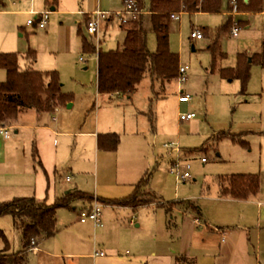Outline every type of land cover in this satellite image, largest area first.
<instances>
[{"label": "rangeland", "instance_id": "1", "mask_svg": "<svg viewBox=\"0 0 264 264\" xmlns=\"http://www.w3.org/2000/svg\"><path fill=\"white\" fill-rule=\"evenodd\" d=\"M7 16L8 14L0 15V51L17 52L21 58L20 64L24 68L33 65L36 68L57 69L62 83L69 91L72 90L76 103L71 106L66 103L63 105L64 110L61 113L56 112L55 115L61 118L68 117L72 129L98 127L100 133L107 130L119 132V138L115 141L117 146L114 148L100 145L98 137L95 136L58 137L61 149L74 161L78 186L92 193L98 190L101 196L120 193L128 195L132 182L137 184L144 175L152 172L144 188L150 193H155L157 197L154 200L161 205L140 206L141 208H136V213L139 219L150 214L151 220H154V216L156 217L154 212H157L164 220V224L165 218L168 220L170 227L165 229L161 227L160 233L163 235L166 231L167 242L177 249L173 264H181L177 259L181 253L194 257L196 261L198 253L203 258L205 246L203 249L201 247L204 243L209 244V239L213 240L214 244L213 247L208 245V248L212 249L215 246L218 248L220 235H215L207 228V224L221 226L225 223V228H228V225L236 226L242 221L240 211L244 208L243 203L225 199L217 194L218 182L222 176H225L223 173H231L233 172L231 169L234 168L252 167V171H258L261 160L264 161V132H253V130H264V66L258 63L252 64L251 76L246 86L238 77L229 80L219 67L237 63L235 41L229 35H223L222 42L228 51V56L218 60V66L214 69L211 66V52L207 49L210 38L195 39L191 36L194 27L218 26L221 15L192 12L183 14L181 19H172L171 48L180 51L183 63L190 64L188 81L179 86L176 78L165 82L146 74L132 92L122 95L126 103L121 104L119 95L113 97L105 95L106 100L110 102L104 103L97 93L95 53L81 52L79 42L68 50L66 37L60 31L54 32L53 27L37 30L33 27L27 28L24 36L20 37L23 28L16 29L15 22ZM32 16L26 17L19 24L24 27L26 25L24 22ZM263 22L264 16H255L248 29L243 27L242 39L261 38V34H264ZM145 25L149 47L152 51L156 50L157 36L150 19H147ZM126 30L127 26L114 21L106 32H102V37L100 36L102 46L123 47ZM83 31L87 36H91L87 25L83 26ZM22 38L27 41L28 47L35 49V63L32 61L34 59H30L31 63H29L24 59L26 57H23L24 53L16 48L19 39ZM81 56L85 59L81 60ZM6 77V69L0 67V80ZM181 88L192 94L191 108L199 113L198 128L193 129L192 132L190 125L179 121L178 112L181 104L178 91ZM129 94H132L133 98L129 99ZM10 132L15 135L14 129H10ZM43 133L44 131H38L39 145L49 149L53 142L51 140L43 144ZM24 136L28 138L30 133ZM233 136L239 140L249 139V146L252 149L234 141ZM175 140H179L183 148L192 149V153L187 158L183 155V158L180 157L183 164H190L192 177L180 181L179 184L176 182V175L171 171L175 164L172 162L178 154L172 151L171 147L164 146L165 143ZM109 141L113 143V140L109 139ZM20 146H23V142L7 138L0 133V159L18 157L20 152L18 154L16 148ZM147 146L153 156L148 168L145 157ZM203 156L206 159L203 160ZM32 164H36L40 172H43L36 161H32ZM6 166L9 165L6 163ZM49 166L53 182L55 177L62 178V175L51 169L50 164ZM59 168V172L66 176V171L62 169L69 168L67 162L61 163ZM64 194L62 193L61 196ZM143 196L145 203L150 202L149 196ZM179 199L181 201H174ZM49 200L50 203L54 202V194ZM82 201L85 202H81L75 211L77 209L80 211L88 200ZM171 201L176 202L178 206L168 210L166 206ZM186 201L196 203L197 206ZM181 202L184 203L180 205ZM75 206L76 203L73 202L71 208L59 210L71 214ZM195 216L202 217L201 224L197 223ZM206 217H209V220H206ZM62 220L65 221L64 218ZM18 221V224H15L10 215L0 216V226L4 227L13 239L16 250L23 247L21 222ZM33 256H35L34 250H31L28 260Z\"/></svg>", "mask_w": 264, "mask_h": 264}, {"label": "crops", "instance_id": "2", "mask_svg": "<svg viewBox=\"0 0 264 264\" xmlns=\"http://www.w3.org/2000/svg\"><path fill=\"white\" fill-rule=\"evenodd\" d=\"M123 4L124 0H5L4 9L0 10V15L8 14L7 17L15 22L16 29H21L20 27L23 28V30L20 31V37L24 36L25 29L27 28L33 27L37 30L49 29L50 27H53L54 32L59 33L60 31L62 35L66 37L69 48L68 50L72 49L73 44H77L79 42L81 52L89 53L83 49L81 30L83 31V26L87 25V20L89 19L90 14L97 9H118L121 8ZM42 9L50 10L49 19L45 27L27 25H24L23 27L19 24L20 21L32 15L34 11ZM143 9L144 12L142 14L145 15L146 24L147 19H150V12L146 8ZM230 9V0H224L221 10L216 12L202 9L190 11L182 8L180 10V18H173L172 16L171 17L172 19H181L183 14H191L192 12H203L207 13V15H221V20L218 26H199L204 31L205 35L203 38H210V41L207 44V49L210 50L208 47L214 39V32L216 30H219L229 20L232 19L233 21L234 19H238L242 24V31L243 27L248 29L252 25L251 22L254 20L255 16H264V10L246 11L241 9L237 14L233 16V14L230 13ZM103 20L101 21L100 26L101 37L102 32H106L108 27H110V25H113L114 21H118L119 24H121L122 26H127V28L131 23V21L129 23H120L116 15H112L109 18ZM26 22L27 21H25L24 23ZM103 27L104 30H102ZM205 27L209 28V33H206ZM241 31L238 38H234L229 33H225V35H229V37L233 39V41H235L234 50H236L237 52V57L239 55V52L244 50H247L250 54H253L262 49V45L264 43V34H261V38L247 37L242 39ZM89 34L91 35L90 32ZM222 37V55H219V58H217V60H214V56L210 51L212 60L211 66L214 69L218 66V60L228 56V51L223 46ZM89 38L91 40L94 39L93 41L103 49H116L103 47L101 38L99 42L95 37H93V35H91ZM16 48L20 52L24 53V57L28 53L29 48L32 47H28L27 41L22 38L19 39V44ZM177 52H179L180 54V65L184 64L181 61L180 51L178 50ZM95 54L97 57L96 87L97 93L101 96L102 101L104 103L106 101H109L106 100L107 98L105 97V95L108 94L110 97H113V95H119V103H126V101L122 97V95L126 93L118 91L104 93L99 91L98 54ZM26 57H24V59H26L29 63H31L32 59H34L32 60L34 63L36 62V57ZM82 59L84 60L85 58L81 56V60ZM237 64L238 61L237 63H235V65L220 66L219 70L225 76H227L229 80H232L236 77L231 76L227 71L224 70V68L237 67ZM28 67L36 68L33 65H30ZM87 67L88 66H86V68ZM44 68L47 67H37L36 69L49 70ZM178 76L176 77V79L179 83ZM187 81L188 79L185 82ZM179 86H181L180 83ZM63 87L65 90L69 91L64 83ZM181 89L178 91L179 94ZM128 98H133V95L129 94ZM191 99L189 101H181L179 99V103L181 104L178 112L179 121L181 111L192 110L190 104ZM72 100L67 102L69 106L76 103L74 97ZM63 105L65 104L57 105L54 111L38 112L35 109L29 108L24 110L17 119L5 123L10 129L15 130V135L11 134L10 132V136H4L13 140H18L19 142H23V146H20V148H16L18 150V154L20 152V155L18 157H10L7 160L0 159V200H7L15 196L35 195L39 199H46L48 201L52 194H54L56 200L61 196L62 193L72 192L77 189L86 191L85 189L78 186V179L75 178L76 168L74 167V161L69 159L67 152H64L61 149L58 137L70 135H89L98 137L99 139L100 132L98 131V127H95V129H90V127L89 129H72L70 119L68 117L61 118L55 115L56 112L61 113L64 110ZM199 121V113L197 112L196 117L190 119L187 122H180L190 125L192 132L193 129L198 128L197 124L199 123ZM38 131H44L42 135L43 144L52 140L53 143L49 149L40 147L39 138L37 136ZM107 132L119 133L118 131L108 130ZM253 132H264V130H253ZM27 133H30V136H28V138L24 136ZM155 142L156 141L154 139V144ZM28 145H31L32 148L27 147ZM164 146L171 147L166 145ZM171 148L172 151H176V153L178 154L177 157L179 156L183 158L184 156L185 158H187L188 155L192 153L191 148H183L182 146H180L179 151L173 149V147ZM248 148L252 149V147L250 146ZM153 149L155 148L153 147ZM150 151V148L148 149L147 146V150L145 153L146 168H148L153 157L150 154ZM176 159L173 160V164L175 163ZM32 161H36L43 169V172H40L36 164H32ZM64 162H67V166L69 167L66 169H62L66 171V176L59 172V166ZM6 163L9 166H6ZM49 164L51 165V169H53L54 172L62 175V178L55 177V182L52 181L50 176ZM231 170L233 172L223 174L227 176L234 173L258 172L259 190L249 197H233L229 193L227 195H223L221 193L222 185L220 184V182H218L216 186L217 194L222 195L221 197L225 199L243 203L244 208L242 209V211H240L242 221L236 226L228 225V228H225V223H223V225L221 226H213L211 223H208L207 228L212 230L215 235H220L218 248L217 246L212 249L208 248V245H210V247H213L214 242L211 239H209L210 241L207 245L202 242V244H204L202 245L201 249H203L205 246V249H203L205 253H202L204 254L203 258L200 257L199 253L196 255L198 257V264H264V161L263 159L261 160L258 171H252V167H238V169L234 168ZM77 171L80 172L79 170ZM173 173L176 175L177 184H179L182 180L178 178V175L175 172ZM135 184L136 182H132L131 189L129 190L130 193L128 195L134 192ZM52 186H54L53 190ZM97 192L99 191L97 190L93 193L90 192L94 196V198L92 200L87 199L88 201H86V203L82 205L81 209L91 207L96 200L103 202L100 223L92 219H88L87 221L81 220V209L80 211L78 209L75 211V208H77V206L81 202H83L81 199L74 201V203H76V206L73 208L74 212H72L71 214H67L64 210H59L60 208L71 207H59L57 211L58 222L56 233L52 236L43 237L38 240V245L35 248L30 249L34 250L35 256L28 260V264H173L174 256L175 254H177V249L172 247L169 242H167L165 230V234L161 235L160 233L161 227H164V229L165 227H170L167 222L168 220H166L165 218L164 224V220L161 219V216H159L157 212H154L156 215V217L154 216V220H151L150 214L142 216L139 219V216L136 213L137 207H156L161 204H158L156 200H150V202L137 206L133 204H119L111 202L108 199L122 198L128 195L120 193L117 195L108 196L101 193L103 195L101 196L99 195L100 192ZM174 201H181V199ZM186 202L189 204L191 201ZM182 203L184 202H181L180 205ZM193 204L194 206H197L196 203ZM177 206L178 204H176V202L171 201L170 204L166 207L169 210L170 208L175 209L177 208ZM62 218H64L65 221H63ZM206 220H209V217H206ZM201 222L202 217L200 216V222L197 223L201 224ZM35 251L37 252L35 253ZM100 251H103L104 253L101 254L99 253Z\"/></svg>", "mask_w": 264, "mask_h": 264}, {"label": "trees", "instance_id": "3", "mask_svg": "<svg viewBox=\"0 0 264 264\" xmlns=\"http://www.w3.org/2000/svg\"><path fill=\"white\" fill-rule=\"evenodd\" d=\"M224 0H139L142 8L150 12L152 26L157 36V48L152 51L148 44V32L145 26V15L131 21L127 28L123 48L103 49L82 33L83 49L89 53L98 54V88L100 92H132L146 74L153 78L170 81L179 74L180 54L171 48L170 25L172 13L185 10H207L216 12L221 10ZM231 3V2H230ZM239 8L246 11H260L264 9V0H239ZM233 21L229 20L213 34L214 39L209 49L214 60L222 55L221 37L230 34ZM206 33L209 28L205 27ZM29 58L36 57V51L29 48L26 54ZM264 66V43L262 49L250 54L247 50L239 52L237 67L224 68L231 76L238 77L246 86L250 76L252 64ZM0 67L7 71V77L0 80V125L17 119L21 113L29 108L38 112L54 111L57 105L66 104L72 100V91H67L57 69L41 70L33 67L23 68L20 56L15 51L0 52ZM225 133V132H223ZM228 133V132H227ZM230 134V133H229ZM119 134L104 132L99 134V144L108 148L117 146L115 141ZM109 139L113 140L110 143ZM234 141L249 145V141L232 138ZM115 144V145H114ZM152 172L144 175L135 185L134 192L122 198L108 199L119 204L142 205L144 196L151 200L157 196L145 190L144 186L150 180ZM221 193H228L233 197H249L259 190V173H234L222 176ZM94 196L84 190L77 189L58 197L53 203L46 199H39L35 195L15 196L11 199L0 200V216L10 215L15 224L20 220L23 234V247L16 250L14 241L4 227L0 226V264H28L29 246L35 238L37 242L43 237H49L57 231V211L59 207H70L75 200L93 199ZM172 204V203H171ZM194 206V204L192 203ZM178 263L198 264L194 257L177 256Z\"/></svg>", "mask_w": 264, "mask_h": 264}, {"label": "built area", "instance_id": "4", "mask_svg": "<svg viewBox=\"0 0 264 264\" xmlns=\"http://www.w3.org/2000/svg\"><path fill=\"white\" fill-rule=\"evenodd\" d=\"M4 1L5 0H0V10L4 9ZM230 2H231L230 13L235 15L240 11L239 0H230ZM143 12L144 9L141 7L139 0H124V4L121 8L114 10L97 9L93 11L89 16V19L87 20V29L91 33V35H93V37H95L99 42L100 26H101V21L103 19H107L112 15H116L120 23L122 24L129 23L130 21L138 18ZM32 15L33 16L28 18L26 22L27 26L45 27L49 19L50 10L45 9L42 11H34ZM180 16H181L180 11L179 12L175 11L172 13L173 18H180ZM241 29H242L241 22L238 19H234L231 25L230 35L234 38H238ZM191 35L194 38H203L205 34L202 28L195 27L192 30ZM189 67L190 65L187 63L180 65L179 76H178V80L180 84H183L188 79ZM191 98H192V94L186 92L182 88L179 94V99L181 101H189ZM196 116H197V112L195 110H183L180 112V121L187 122ZM0 133L5 136H10V128L6 124L0 125ZM165 145L171 146L173 147V149H176L177 151L180 150V146H181L179 140H175L169 143L167 142L165 143ZM204 159L206 158L203 157V160ZM189 169H190V164L187 165L183 164L180 160V157L178 156L175 161V164L171 168V171L175 172L178 175L179 179L186 180L192 177V174ZM102 207H103V202L96 200L94 201L91 207L81 209V220L87 221L88 219H92L100 223ZM195 220L200 222V217L197 216ZM37 245H38L37 240L34 238L29 248L33 249ZM99 253L103 254L104 252L100 251Z\"/></svg>", "mask_w": 264, "mask_h": 264}]
</instances>
